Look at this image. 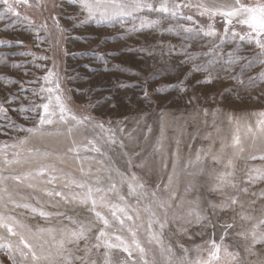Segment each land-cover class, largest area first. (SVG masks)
<instances>
[{"label":"rangeland","instance_id":"obj_1","mask_svg":"<svg viewBox=\"0 0 264 264\" xmlns=\"http://www.w3.org/2000/svg\"><path fill=\"white\" fill-rule=\"evenodd\" d=\"M10 3L19 16L0 3V103L11 101L8 118L0 116V215L40 259L10 258L4 247L0 264H195L209 259L213 242L212 264H264V243L252 237L264 233V180L250 182L264 175V49L256 43L264 38L218 14L234 0H166L170 9L190 6L112 20L89 18L68 0ZM201 4L213 12L202 15ZM49 98L54 123L43 134L21 131L38 123L43 110L34 106ZM22 106L34 110L12 111ZM81 226L87 240L60 249ZM117 236L131 257L104 246ZM0 237L19 243L4 228Z\"/></svg>","mask_w":264,"mask_h":264},{"label":"snow or ice","instance_id":"obj_2","mask_svg":"<svg viewBox=\"0 0 264 264\" xmlns=\"http://www.w3.org/2000/svg\"><path fill=\"white\" fill-rule=\"evenodd\" d=\"M15 4H24V5H28V6H32L30 4V0H14ZM69 3L76 5L78 4L81 8V11L83 12H87L88 17L89 18H93L95 17L97 14H99L100 18L103 20H112L116 17H121V16H130L133 15V13L138 12V11H142L144 9H147L149 11H159V12H164V13H168L171 11L172 15H176L177 11L176 9H179L181 7H188L190 5H182V4H174L172 6V8L170 9L168 4L165 2H161L159 7H155L154 4L148 2V0H68ZM0 3H2L3 5L7 6L6 7V11L13 13L17 16H19V12L17 11V9L13 6V3H10V0H0ZM37 6L39 7V3L37 4ZM58 5H56L55 3L53 4V7H57ZM60 7L63 6V4L61 3L59 5ZM197 7L203 8L204 11L201 13L202 15L204 13H211L213 12L212 9H209L207 7H205L204 5H198ZM215 14V13H213ZM219 15L224 16L227 18L226 23L228 25H231L233 23V18L236 19V22L239 24H243V25H247V27L256 34V37H261L264 38V0H257V2L253 5H248L245 2H242V0H234V4L231 6V8L229 10L226 11H219L218 12ZM53 20H56V17L53 16L52 17ZM188 19H191V17H188ZM145 21H142V24H144ZM147 23L149 24V26L155 22L153 21H147ZM209 29H211V25H209ZM185 31H190V29H185ZM225 31L227 32L228 29L226 28ZM214 31L213 30H209L207 32H205V35L211 36L214 35ZM237 35V33H233V36ZM241 39H244L245 37H240ZM249 39L253 38L251 36V34H249ZM2 43V42H0ZM22 43V42H21ZM256 43L259 47H261L262 49H264V39H256ZM51 75V73H49V76ZM49 76H45L44 79L48 80ZM57 87H59V85H57ZM45 89H41L40 91H44ZM22 91H24V89H22ZM48 92H51L52 89H47ZM11 101L9 100H5L4 103H10ZM56 102L57 105L59 107V112L61 113L59 119L61 121H64L65 123L66 118L63 115L66 111H69L67 109V106L61 101V97L57 96L56 97ZM4 103H0V116H3L5 119L8 118L7 114L9 112V109L6 108L4 106ZM50 103L51 100L49 98V102L47 103H43L40 105H35L34 108L35 109H39L42 108L43 110V114L39 115V120L38 123L32 127V128H21V131H26L29 134H36V133H40L43 134V127L45 125H51L54 123L52 117L56 115L55 110H50ZM34 109H30V108H26V107H21L19 109H12V111H21V112H25V111H32ZM259 116L262 118L261 120L258 121V123L262 126H264V112H260ZM71 119L76 121L78 124L83 123L84 120H88L90 119V117H83V119H78L77 116L72 115ZM11 126V125H10ZM99 127H103V124H99ZM69 131H71V129H69ZM261 132H264V127L260 128ZM27 142V138L25 139H21L19 141V143L22 145L24 143ZM114 142V141H113ZM236 145H239V139L237 138L235 141ZM12 147H16V145H12ZM74 149H69V151H73ZM96 151H99V149H96ZM240 151H243V149L241 148ZM13 161L10 160H5V163H12ZM14 179H19V177H14ZM252 179H262L264 180V175H258L256 177H250V182ZM169 180H171V178H169ZM80 187H84V185H78ZM235 186V185H233ZM29 187H31V185H29ZM115 187V185H113V188ZM129 187L131 188L132 186L129 185ZM140 187H143V185H140ZM96 191H100V189H96ZM243 191H247V189H243ZM49 195H52V193H49ZM55 195L60 196L61 193L60 192H56ZM92 196V190L89 189L88 192L84 195L83 199L81 200V203H87L88 200L91 198ZM237 201L233 198L231 200V203H236ZM91 203L93 205V211H95V206L97 201L95 199L91 200ZM18 207L20 205H17ZM24 207H27V205H23ZM161 206L163 207L164 204L162 203ZM213 208L216 207V205H212ZM121 211H123L121 209ZM40 215H46V213L41 212ZM95 215L97 218H99L100 220L103 221V224L105 225V227L108 226L109 221L104 218L100 212L96 211ZM113 216H115V212H113ZM129 219H131V217H128ZM196 218L199 220L200 219V215L199 213L196 214ZM117 219H119V217H117ZM13 220L12 217H4L3 215H0V228H4L6 229L8 235L10 237H17L19 243L18 244H13V242L11 241H6L5 243H0V248H4L7 247V249L9 250V257L11 258V254L12 252H18L20 254L21 257H23L24 259H27L28 255L31 254V258L33 261H37L40 259V257L37 256L36 252L33 250V244L31 243L30 239L22 232H18L16 230H14V226L13 224L9 223L8 221ZM121 224L123 223V220L120 221ZM151 226V225H150ZM229 227H231V225H228ZM20 227H23V225H20ZM160 227L163 228L164 227V222H160ZM88 230H86L83 226H81L79 231L73 230L69 233H66L65 238L63 240L60 241L59 247L60 249H64L66 244H78L80 240H87V232ZM133 235H135L133 233ZM105 231L103 229H101L99 231V235L96 237L97 240H100L101 237H105ZM252 237H253V242L254 243H264V233H261L259 236H257V234L255 232L252 233ZM154 238H156L154 236ZM0 240H4V237H0ZM116 240L120 241L119 244H114L111 243L109 240L105 239L103 241L104 246L107 248H117L120 247L123 249L124 252H127L128 256L131 257L132 256V251L129 249V247L123 242V240L117 236ZM21 245L23 247H21ZM136 249L139 250L140 253L144 252V248L141 247V245L139 244V242H136ZM95 247H99V244L95 245ZM25 249H27V252H25ZM213 249L214 251H211L209 253V259L208 260H199L197 262H195V264H212V262L214 260H219V251L220 248L218 245L215 244V242H213ZM85 251H88L87 247L85 249ZM78 259H83L78 257ZM86 264H95V262H86ZM106 264H108V262L106 261Z\"/></svg>","mask_w":264,"mask_h":264},{"label":"bare ground","instance_id":"obj_3","mask_svg":"<svg viewBox=\"0 0 264 264\" xmlns=\"http://www.w3.org/2000/svg\"><path fill=\"white\" fill-rule=\"evenodd\" d=\"M31 32V31H30ZM20 34V33H19ZM16 36V35H15Z\"/></svg>","mask_w":264,"mask_h":264}]
</instances>
